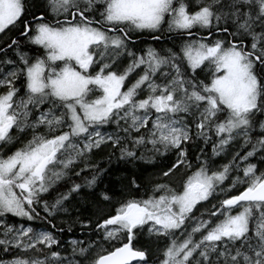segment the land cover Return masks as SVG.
I'll return each instance as SVG.
<instances>
[{"label": "snow or ice", "instance_id": "obj_1", "mask_svg": "<svg viewBox=\"0 0 264 264\" xmlns=\"http://www.w3.org/2000/svg\"><path fill=\"white\" fill-rule=\"evenodd\" d=\"M105 148L167 163L92 192L112 211L66 255L52 218ZM145 232L158 264H264V0H0V264H151Z\"/></svg>", "mask_w": 264, "mask_h": 264}, {"label": "trees", "instance_id": "obj_2", "mask_svg": "<svg viewBox=\"0 0 264 264\" xmlns=\"http://www.w3.org/2000/svg\"><path fill=\"white\" fill-rule=\"evenodd\" d=\"M11 35L14 37L15 33H12ZM7 39L8 37H4V40ZM151 44L152 43L149 45ZM171 46V40L165 39L163 41V47L167 48ZM11 147L12 146H10V149ZM110 151V149L105 148L102 151H96L91 157L93 163L98 164L101 169H107L101 177L102 183H99L98 187L94 190L84 189L80 195H74L70 202H66L68 209L67 212H59L54 218H52V224L56 226V230L64 229L62 233L57 231L56 234L61 240L62 248L66 255L71 254V246H69L68 242L72 239H79L85 242L89 240L95 241L96 239H93L94 235H92L95 232L92 227L88 226L89 221H92V223L95 224L96 220L101 216L112 211V204L106 202L100 203L97 197L91 194L92 192L107 191L110 195L114 196V200H121L128 194L130 179L135 178L142 186H150L153 178L159 173L160 168L165 167L167 163L166 161L157 160L155 165L142 163L131 165L124 162H118L115 157L109 161ZM218 160L223 162L220 158ZM73 179L77 183L80 182L75 177H73ZM69 186L70 184H62L58 187L60 191L63 192L67 191ZM56 194L58 195V193ZM203 210L204 209L201 208V211ZM69 226L71 227V231H68ZM87 231L92 232V238L88 239V236H86L88 233ZM143 235L144 240H148V242L145 243L144 241V244H141L140 238ZM143 235L141 234V237H138L139 244L136 246L147 250L149 260L152 258L153 264H158L161 252L154 253L160 251L164 247V239L157 240L155 237H150L147 232L143 233ZM85 246H87V244H85ZM3 255V253H0V256ZM77 259L81 260V264H85L83 258L77 257Z\"/></svg>", "mask_w": 264, "mask_h": 264}, {"label": "bare ground", "instance_id": "obj_3", "mask_svg": "<svg viewBox=\"0 0 264 264\" xmlns=\"http://www.w3.org/2000/svg\"><path fill=\"white\" fill-rule=\"evenodd\" d=\"M138 39V41H139V46L140 47H147L150 43H152L151 45L152 46H155V47H160L161 46V44L163 45V41L164 40H162L161 42H160V44H157V42H155V41H153L152 39H151V37L150 36H148L147 34H144L142 37H138L137 38ZM240 145H242V141L240 142ZM240 145H236V146H234V148L232 149V151H233V154H234V151H239L240 150ZM250 145L248 146V149H245V150H250ZM209 150H210V147H209ZM7 151V150H6ZM194 155L195 154H198V153H193ZM241 154L243 155V152H241ZM231 157L230 156H228V157H226L224 160H222L223 162H221V161H219L220 163H227V161H228V159H230ZM217 159H219V158H217ZM193 162H195V161H193ZM14 221L15 220H18V219H13ZM88 232V231H87ZM91 233L92 232H88L87 234H86V236H88V239L89 238H92V236H91ZM92 235H94V237H93V239H96L95 241H99L100 240V236L97 234V233H94V234H92ZM143 235V234H142ZM141 237V236H140ZM144 235L140 238V242H141V244H144ZM98 238V239H97ZM148 242V240L147 241H145V243H147ZM69 246H71L70 244H69ZM158 252H161V250L160 251H157V252H155L154 254H156V253H158ZM150 262H151V264H153V262H152V258H150V260H149Z\"/></svg>", "mask_w": 264, "mask_h": 264}, {"label": "water", "instance_id": "obj_4", "mask_svg": "<svg viewBox=\"0 0 264 264\" xmlns=\"http://www.w3.org/2000/svg\"><path fill=\"white\" fill-rule=\"evenodd\" d=\"M137 261H134L133 263H136Z\"/></svg>", "mask_w": 264, "mask_h": 264}, {"label": "rangeland", "instance_id": "obj_5", "mask_svg": "<svg viewBox=\"0 0 264 264\" xmlns=\"http://www.w3.org/2000/svg\"><path fill=\"white\" fill-rule=\"evenodd\" d=\"M139 264H142V263H139Z\"/></svg>", "mask_w": 264, "mask_h": 264}]
</instances>
